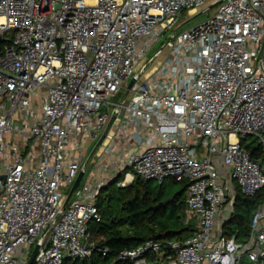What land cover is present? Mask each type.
Listing matches in <instances>:
<instances>
[{"label": "built area", "instance_id": "2783aa9c", "mask_svg": "<svg viewBox=\"0 0 264 264\" xmlns=\"http://www.w3.org/2000/svg\"><path fill=\"white\" fill-rule=\"evenodd\" d=\"M0 37V264H29L37 245L31 264L106 254L89 224L123 173L186 181L197 229L119 258L264 264V200L246 239L224 230L225 202L264 188V0H0Z\"/></svg>", "mask_w": 264, "mask_h": 264}, {"label": "trees", "instance_id": "16d2710c", "mask_svg": "<svg viewBox=\"0 0 264 264\" xmlns=\"http://www.w3.org/2000/svg\"><path fill=\"white\" fill-rule=\"evenodd\" d=\"M123 175L102 188L97 198L101 219L89 224L90 242L107 247L108 252L105 254L96 248L90 256L67 259V264H133L129 259L119 258L123 250L134 248L154 236L162 241L185 240L196 231L195 221H187L186 197L182 200L179 196L165 199L162 193L156 194L151 188L152 180L140 176H136L128 185H119L118 181ZM178 182H182L186 192L188 183ZM115 183L117 190L125 192L118 195L116 190L111 189ZM263 200L264 188L255 196H246L238 189L234 213L224 225L226 234L231 236L236 233L239 240L246 239L251 231L254 213ZM161 201L165 202L164 206L151 209ZM177 210H181L182 215L176 216L177 222L172 223L168 220L169 216ZM149 261L151 264H163L154 254L149 255Z\"/></svg>", "mask_w": 264, "mask_h": 264}, {"label": "rangeland", "instance_id": "374dc122", "mask_svg": "<svg viewBox=\"0 0 264 264\" xmlns=\"http://www.w3.org/2000/svg\"><path fill=\"white\" fill-rule=\"evenodd\" d=\"M218 7H219V4L211 6V3H208L206 8L200 9L199 12H197L196 14H189L188 12L185 11L184 14L182 15V17L180 18L179 22L177 23V25L174 27V29H176V27H179L178 31H182L184 29H189L191 27H194L201 22H204L205 20H207L209 17H211L212 15H214L217 12ZM164 38H165V36H163L162 42L165 41ZM162 42L160 41L159 43H157L150 54H154L157 50H159L162 46ZM249 140L250 141L254 140V136H251L249 138ZM92 148L90 149L91 151H92ZM91 151H89V153L87 155H90ZM259 151H260V153H263L262 147H260ZM92 159H94V156H92ZM92 159H91V161H92ZM89 166H91V163H89ZM220 171H221V174L223 175V177L225 178V176L227 175V168L224 166H220ZM124 175H125V173H124ZM124 175H123L122 179H124ZM220 181L224 182L223 179H220ZM130 183H132V182H130V181L125 182L126 185H128ZM150 184H151V188L154 190V192L156 194L162 193V196L165 199H170L173 196H179V198L182 200L187 195L186 192L183 190L182 182H178V181L174 180L173 178H168L162 183L159 182L158 180L154 179L150 182ZM234 185L236 186L235 182H234ZM117 188H118V185L115 183L111 189L116 190L118 195H121L123 192H125V190L119 191V190H117ZM234 200H235V197H233V198L229 199V201L225 202L224 206L226 207V214L231 213V211H232L231 209H232V207H234ZM180 215H182L181 210H177L175 212H172L170 214L168 220H171L172 223H176L177 222L176 216H180Z\"/></svg>", "mask_w": 264, "mask_h": 264}, {"label": "water", "instance_id": "95a60500", "mask_svg": "<svg viewBox=\"0 0 264 264\" xmlns=\"http://www.w3.org/2000/svg\"><path fill=\"white\" fill-rule=\"evenodd\" d=\"M1 40H2V37H0V41H1ZM135 81H136V78H133V79L129 82L128 87H127V92H126V94L129 93V90H130V88L133 86V84L135 83ZM116 116H117V114L114 113L113 116L111 117V119H110V121H109V123H108L106 129L104 130L103 134L101 135V137H100V139H99L98 144H99V143L105 138V136L107 135V133H108L109 130L111 129V127H112V125H113V122H114V120L116 119ZM95 148H96V147H95ZM83 176H84V171H81L80 174H79V176L77 177L76 181L74 182L72 188L70 189V191H69V193H68V196H67L66 201H65V205H66L67 202L69 201V199H70V197L72 196V194H73V192L75 191V189H76V188L79 186V184L81 183V180H82ZM164 205H165V202H164V201H161V202H159L158 204H156V205H154V206H151V209H153V210H157V209L161 208V207L164 206ZM153 238H155V236H154ZM98 247H101V245H98ZM38 249H39V245H37L36 248L34 249L33 254H32L31 258H30V262H29V264L32 263L34 257L36 256V254H37V252H38Z\"/></svg>", "mask_w": 264, "mask_h": 264}]
</instances>
